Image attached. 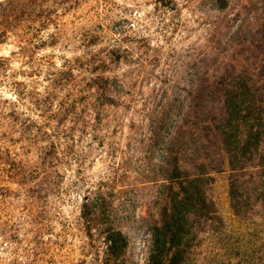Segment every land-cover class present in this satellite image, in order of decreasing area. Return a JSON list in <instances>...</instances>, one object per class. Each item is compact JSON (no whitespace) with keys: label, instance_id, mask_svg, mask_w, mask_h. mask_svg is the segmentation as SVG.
Returning a JSON list of instances; mask_svg holds the SVG:
<instances>
[{"label":"rangeland","instance_id":"1","mask_svg":"<svg viewBox=\"0 0 264 264\" xmlns=\"http://www.w3.org/2000/svg\"><path fill=\"white\" fill-rule=\"evenodd\" d=\"M0 264H264V0H0Z\"/></svg>","mask_w":264,"mask_h":264}]
</instances>
